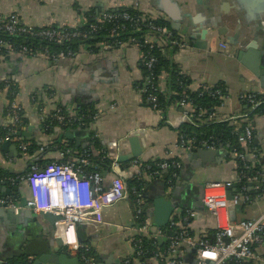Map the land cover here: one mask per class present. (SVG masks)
<instances>
[{
  "label": "crops",
  "instance_id": "obj_1",
  "mask_svg": "<svg viewBox=\"0 0 264 264\" xmlns=\"http://www.w3.org/2000/svg\"><path fill=\"white\" fill-rule=\"evenodd\" d=\"M168 1L0 0V18L13 13L17 14L20 22L26 26L77 28L84 23L83 14L108 9L134 8L155 21L164 22L174 39L185 42L181 49L171 53L170 59L180 69V74L189 79V91L198 92L201 89H210L223 84L227 91L225 108L217 110L215 114L223 118L228 115L247 114L248 106L240 103V96L262 88L237 57L238 52L245 49L253 40H257L260 52L264 53V8L253 10L252 13L243 11L240 13L233 0H171L174 6H170V16H168L161 11L169 7ZM221 28L226 30L225 35H219L217 32L207 34V37L210 34L214 36V40H211L215 41L214 50L207 45L204 49L195 47L196 41L199 40L198 35L203 29ZM181 30L194 39L180 38ZM219 43L225 44L227 49L220 48ZM139 60L140 52L132 44L108 52L99 50L97 53H92L82 50L75 58H67L58 63H51L45 57L31 58L19 53H12L7 58L0 59V89L3 87V90H0V170L5 173L0 181L26 175L30 164L15 143L8 142V146L3 148L4 143L7 142L3 140L6 127L11 123L6 89L11 83L18 89L16 102L21 108L24 119L21 136L25 142H34L38 146L33 157L35 160L38 158L45 161L60 160L59 151L64 141L78 153L87 152L100 157L99 151H103L106 159L111 163L109 168L102 170L105 185H108L114 176L120 177L126 184L128 179L139 173V165L142 163L175 159L177 160L175 166L181 167L184 174V176L177 175L176 179L180 185L167 187L164 190L161 177L146 179L142 206V212L146 214L145 220L151 227L150 220L154 216L155 200L177 199L181 204L186 192L195 188L199 192L198 194L190 192L192 197L189 206L178 209L185 217L186 211L194 214L193 217H187L186 223H183L189 233L196 240L207 239L210 232L215 230V222L202 202L201 190L214 181L232 179V165L229 161H225L229 156L226 153L228 147L220 146L215 149L227 154L221 163L194 160L193 164H196V168H193L191 166L193 151L187 154L181 153L178 140L181 126L184 123L194 122L184 115L183 109L178 104H173L165 113L151 109L139 89L142 77L138 67ZM166 84V78H163L164 92H167ZM78 104L96 113L97 117L89 125L88 130L45 129L43 117L52 113L56 106L75 107ZM253 129L254 144L264 145V117H256L253 120ZM79 131L81 133L78 137L80 139L78 147L76 138L67 140L62 136L67 132ZM96 143L98 149L94 148ZM41 147H44L43 151H40ZM134 150L139 151V154L129 160ZM136 161L139 164H136ZM255 177L248 178L243 184L241 188L243 194L239 195L247 196L248 201L229 212L230 221L256 219L264 212L262 187L256 180L252 181ZM232 181L236 185L241 184L237 175ZM6 183L11 187L8 181ZM26 193V187L23 185L21 196H26ZM123 203L125 205L120 206L119 209L120 203L104 209L102 225H78L74 232L75 242L94 253L96 264H125L126 259H131L129 264H166L163 252L175 235L174 230L169 229V221L173 213L169 216L167 225L156 230L166 242L161 246L158 245L151 253V257L135 258L133 240L136 238V233L133 228L138 227V223L134 218V212L133 218L128 216L126 223L121 220V211L129 214L132 212L128 196ZM224 217L226 218V214ZM49 230L48 223L42 221L41 225L30 224L27 229L12 233L0 218L2 264H19L18 261L33 264L41 253L52 252L48 243ZM169 232H173L174 235L169 237ZM74 246L65 245L63 242L61 244L64 253L78 257ZM258 248L261 249L264 258V232L262 243ZM10 256H12L11 260H9ZM180 261L181 264H192L193 251L186 249Z\"/></svg>",
  "mask_w": 264,
  "mask_h": 264
},
{
  "label": "built area",
  "instance_id": "obj_2",
  "mask_svg": "<svg viewBox=\"0 0 264 264\" xmlns=\"http://www.w3.org/2000/svg\"><path fill=\"white\" fill-rule=\"evenodd\" d=\"M102 21L112 23L111 33L116 34L118 31L126 30V25L117 23L119 21L128 23L134 30L140 32L142 29H146L147 33L143 36L144 45H148L149 48L161 49L168 43L178 49L184 46V41L176 40L169 31L167 26H162L156 23L152 18L137 17L124 13H104ZM85 22V21H84ZM99 22H101L99 20ZM39 28V29H36ZM90 31L82 32L79 29L74 28L73 31L64 27L51 28V27H31L23 25L17 14H10L6 17L0 18V33L9 37L14 36H26L31 39H41L47 41L49 44L62 45L72 39L89 40L92 33L97 32L95 25L89 26ZM212 35V34H210ZM208 36L206 45L211 50L215 49L214 36ZM212 40V41H211ZM130 43H136L134 39H131ZM213 44V45H212ZM123 45H121L122 47ZM218 46L224 50L227 46L223 43H219ZM99 50L108 52L111 50V46L108 43L102 42L97 44ZM5 48L7 52L5 54L0 53V59H5L12 53H19L22 56L31 58L45 57L51 63H58L67 58L73 57L70 51L66 53H58L54 55H47L44 50H37L29 48L24 45L10 44L5 40H0V52ZM88 46H83L82 50H88ZM89 51V50H88ZM140 59H144L145 67L148 69L149 74L144 77L140 84V92L142 95H146V101L151 109L162 113L158 108L157 93H165L163 90V78L165 74L162 73L159 79H155L154 68L157 63L156 58L143 56L140 53ZM185 76V75H183ZM186 77V76H185ZM13 84L6 86L7 89V105L9 110V116L11 123L6 127L3 140L7 142H13L17 145L20 153L29 162V169L26 175L5 178L11 187L16 185V179L19 180L20 186L26 187L27 207L35 214L49 213L52 216L59 217L60 219L55 222V236L60 239L65 245H75L74 250L78 252V258L82 264H96L94 258L87 256L89 252L88 248H83L75 242V228L78 225H102L104 224L103 212L104 209L112 207L117 203L127 199V187L125 182L117 176L112 177L108 185H105V179L102 175V171L97 165L91 163L90 155L87 152L78 153L73 148L69 147L67 142H63V147L60 149V160L52 161L45 164H39L36 162L34 154L29 152V144L24 141L20 130V123L22 119L21 108L16 102L18 92L12 91ZM211 89H203L209 91L212 96H216L221 102L215 112L211 114L209 120H217L218 123L229 122L238 131L237 142L240 145L247 146L250 152V145L254 139V129L251 124L245 125L241 128L240 123L248 120L247 114L231 115L229 117L220 118L215 113L217 110L225 108V102L227 95L223 96L220 90L211 92ZM188 91V89H187ZM183 98L178 102V106L184 111V115L191 121H200L202 111L198 112L196 116V107L191 103L188 98L186 90L182 92ZM240 103L251 107L254 110L258 106L264 104V89L246 93L240 96ZM90 112H80L73 106H56V108L48 116L43 117L51 118L53 121L65 126L77 125L79 128L85 126L83 119L88 117ZM96 114L92 117L93 122L96 119ZM92 122V123H93ZM46 130H50V126L45 125ZM178 148L183 154H187L197 149L215 150V146H210L207 143L201 144L200 147H195V141L193 139H187L184 135H179ZM220 147V146H219ZM218 147V148H219ZM54 148V147H53ZM44 147L40 148L43 151ZM226 153L232 158H237L243 163L245 169L250 168L249 163L256 156L244 154H238L234 149L227 148ZM100 160H103V151H99ZM69 156V159L67 157ZM67 159V160H65ZM139 164L138 161L135 162ZM176 165V162H173ZM140 166V171L136 175L137 178L144 180V186L136 192L133 189V193L137 194V210L135 212V218L142 213L143 206V191L146 183V179L160 178L162 177V171H166L169 164L164 161L157 163L158 170L147 172L149 169L147 166ZM143 167V168H142ZM92 171H89V169ZM264 169L256 173L254 180L262 187L261 195L264 196ZM239 181L244 178V172L237 174ZM231 184H223L212 182L207 184L203 189L202 202L207 210L212 215L215 222V240L213 243L207 239L196 240L187 230V227L183 225L186 223L187 217H193L194 214L190 211H186V217L183 212L178 208L174 210L169 221V229L174 230L175 235L171 238L167 249L163 252L165 256L166 264H181L180 257L186 249L193 251V263L192 264H227L233 261L235 264H264V258L253 251V245L259 246L262 243V235L264 232V212L256 219L252 220H239L230 221L229 212L241 203L247 202L248 197L239 194H230L228 188ZM220 190V192H217ZM16 200L11 196L0 197V206H6L7 208L16 207ZM226 214V218L224 217ZM151 224V223H150ZM150 228L147 220L138 227L133 228L136 233V238L133 240L134 256L135 258L141 257L142 251L137 249V245L140 242V237L151 236L157 241V234L151 235L148 230ZM162 234V232H161ZM131 259H126L125 264H129ZM8 264V263H5Z\"/></svg>",
  "mask_w": 264,
  "mask_h": 264
},
{
  "label": "trees",
  "instance_id": "obj_3",
  "mask_svg": "<svg viewBox=\"0 0 264 264\" xmlns=\"http://www.w3.org/2000/svg\"><path fill=\"white\" fill-rule=\"evenodd\" d=\"M128 13L130 15H135L137 17H146V18H151L138 10L134 8L130 9H124V8H119V9H108V10H103L101 12H89L86 14H83L84 17V23L80 26L77 27L76 29H79L82 32H89L90 28L89 26L95 25L98 29L96 33H92L89 37V40H82V39H72L69 42H66L62 45H55V44H49L45 40L41 39H31L26 36H14V37H9L7 35H4L0 33V40H5L10 44H15V45H24L29 48L33 49H39V50H44V53L47 55H54L58 53H66L70 51L73 55L71 58H75L78 56V54L82 51L83 46H88V50L92 53H97L99 52V49L97 44L105 42L108 43L111 46V50L120 48L121 45H131L130 41L131 39H134L136 43H133L135 47L139 50L143 56L147 57H154L157 60V63L154 68V74L156 76V80L159 79V76L164 73L165 78L167 81L166 88L167 92L165 93H157V99H158V108L161 110V112H167V110L173 105V104H178L180 100L183 98L182 92L186 90V93L188 94V98L190 99L191 103L196 107L195 110V115H198L199 111H202L204 114L202 115L200 121H193L194 123L188 124L184 123L181 128L179 129L180 134L184 135L187 139H193L195 141V147H200L201 144L207 143L210 146H215L218 148L219 146L223 147H228L229 149H234L238 154H244V155H249L250 157L252 155H255L256 158L252 159L251 162L249 163L250 168L245 169L243 167V163L237 159V158H232L231 156H227L225 161H229L232 165V170H231V175L232 179L235 178L237 174L240 172H244V178L241 179V184H238L234 186V182L231 180H224V181H214L217 183H223V184H231L230 187L228 188V192L230 194H243L241 192V188L243 187V184L248 180V178H253L256 176L257 172H260L262 169H264V145L257 146L254 144V140L251 143L250 147V152L247 146L240 145L237 142V136H238V131L234 126L231 125L229 122H221L218 123L217 120H209L208 117L215 112V109L218 108L220 104V100L216 96H212L209 91H204L200 90L198 92H191L188 89L189 85V79L182 74H180V69L177 67L176 64L172 62L170 59V55L172 52H176L178 48L169 45L168 43L170 40H167V44L164 45L161 49L159 48H149L148 45H144L143 43V36L145 33H147L146 29H142V31L138 32L134 30L131 26L128 25V23H124L119 21L117 24H124L126 25V30L124 31H118L116 34L111 33L112 30V23H107L102 21V16L104 13ZM99 20L101 22H99ZM157 24L162 25V26H167L164 22L162 21H156ZM168 27V26H167ZM51 28H58L56 26H52ZM69 31H73L74 28H68ZM39 29V28H36ZM110 50V51H111ZM7 52L5 48L1 50V54H5ZM68 58V59H71ZM144 59H140L138 63V67L141 71V81L144 77H146L149 74L148 69L145 67V62H143ZM140 81V84H141ZM14 87L11 88L12 91L18 92V89L16 88V85H13ZM140 88V87H139ZM188 89V91H187ZM0 90H3V87H1ZM215 90H220L223 96L227 95L226 88L223 84L218 85L217 87H213L211 89L212 91ZM8 94V93H7ZM143 99L146 101V95H142ZM148 104V102L146 101ZM149 105V104H148ZM62 106V105H61ZM76 109L80 112H90L88 117L83 119V122L85 123V126L82 127V129L88 130L89 125L93 122L92 117L94 116L95 111L92 109H86L82 105H75ZM251 107H248V120L246 122H241V128H243L247 124H251L253 127V120L256 117H264V104L258 106L252 111ZM231 115H228V117ZM227 117V116H226ZM255 117V118H254ZM223 118V117H220ZM20 123V130L19 133L21 134V127L24 124V119L22 118ZM44 125L50 126V131L51 130H56V129H61V130H69V129H76L79 128L77 125L74 126H68V125H61L57 123L56 121H53L51 118H46L44 120ZM29 144V152L34 154L38 146L34 144V142H27ZM72 146V145H71ZM94 148H99V146L94 145ZM103 160H100V157H96L94 154L90 155V161L91 163L95 164L100 168V171H102L105 168H109L111 163L108 161L105 157V154L103 153ZM168 164L169 167L167 168L166 172L163 173L162 171V180L166 184V189L167 187L171 186H177L180 185V182H178L177 175L184 176L182 172L181 167H176L173 165V162H177L175 159H168L165 160ZM36 162L39 164H45L49 163L52 161H45L42 159H36ZM164 162L162 160H157V161H148L146 163H142V166L145 167L147 166L149 169H147V172H152L154 170H158L157 168V163ZM142 167V168H143ZM89 171H92L90 168ZM233 173V174H232ZM4 172L0 170V179L3 178ZM176 176V177H175ZM14 178V177H13ZM144 180L142 178H137L136 176H133L132 178L128 179L126 181V187H127V195H128V200L131 203L132 210L135 212L137 210V194L133 193V189H135L136 192H139L143 186H144ZM190 192H194L195 194H198L199 190L198 189H193L189 190ZM203 190H201L202 192ZM190 192H186L185 197L181 201L180 207L179 208H187L190 204V199L192 197V194ZM20 197L19 192H13L12 193V198L16 201H18ZM146 218L145 213L139 214L137 216V225L141 226ZM215 233L216 230H213L210 232L209 237L207 240L211 243L214 242L215 240ZM79 241V240H78ZM158 247L157 241L151 237V236H142L140 237V242L137 245V249L139 251H142V255L139 258H148L151 257V253L155 250V248ZM162 248L164 249L165 246L163 245ZM253 251L259 255L262 253L260 252L261 249L258 248V246L253 245ZM87 256L90 258H94V253L89 250L87 253ZM263 256V255H261ZM19 264H26L25 261H18ZM227 264H235L233 261L228 262ZM242 264V263H240ZM245 264H253V263H245Z\"/></svg>",
  "mask_w": 264,
  "mask_h": 264
},
{
  "label": "water",
  "instance_id": "obj_4",
  "mask_svg": "<svg viewBox=\"0 0 264 264\" xmlns=\"http://www.w3.org/2000/svg\"><path fill=\"white\" fill-rule=\"evenodd\" d=\"M168 1L169 7L162 9L161 11L166 13L168 16H170L169 10L172 6H174L173 3ZM233 2L236 4V8L239 10V12H247L252 13L253 10H263L264 8V0H233ZM171 6V7H170ZM240 12V13H241ZM209 32H217L219 35H225L226 30L221 29H203L201 33L198 35L199 40L196 41L195 47L198 49H204L206 47V41H207V34ZM184 34V35H183ZM180 38H183L185 40L194 39L192 36L186 35V33H183V30L180 31ZM232 42V41H231ZM231 45H235L234 43H231ZM260 46L257 43V40H253L249 42V44L243 49L242 51L238 52V61L241 63L242 66H244L251 75L258 80L260 88L264 89V53L260 52ZM80 131L76 133H64V136L67 140H71L73 138H76V145L77 147L80 144V139L78 138L80 135ZM61 136V138H62ZM257 143V140L255 141ZM8 146V142H5L3 145V148ZM83 148L84 145H81ZM222 148V147H221ZM192 155V163L191 166L193 168H196V164H193L195 161H203L208 163H221L222 160L226 157V153L221 150H204V149H197L193 151ZM139 154V151L134 150L133 154L129 156V160H132L133 158L137 157ZM124 160V159H123ZM164 171L163 173H165ZM161 183L163 184L164 190L166 189V184L162 180V177L160 179ZM16 185L14 187H8L6 181H0V197H7L11 196L12 193L19 192L20 197L18 201H15L17 209L14 208H7L6 206H0V218L3 220L4 224L7 225L8 229L12 233L15 231H23L28 228L30 224L33 225H41V222H47L49 225V247L52 248V252H43L40 255L36 257L33 264H82L78 257H72L71 255H68L63 252V248L61 247L62 241L55 237V222L58 221L60 218L52 216L49 213L44 214H35L33 213L28 207H27V198L26 196H21V186L19 183V180L16 179L15 181ZM236 186V184H234ZM175 196H178V192H175ZM154 216L151 218V224L152 226L149 229V233L155 234L156 230L159 227H165L167 225V221L169 216L174 212L175 209L180 207V204L178 203L177 199H173L171 201H165L164 198L157 199L154 201ZM146 208V207H145ZM169 237H172L174 235L173 232L168 233ZM166 240L157 237V243L159 246H161L163 243H165ZM12 259V256L9 257V260ZM98 260V259H97ZM0 264H2V261H0Z\"/></svg>",
  "mask_w": 264,
  "mask_h": 264
},
{
  "label": "rangeland",
  "instance_id": "obj_5",
  "mask_svg": "<svg viewBox=\"0 0 264 264\" xmlns=\"http://www.w3.org/2000/svg\"><path fill=\"white\" fill-rule=\"evenodd\" d=\"M124 201V200H123ZM123 201L122 202H119V203H117L116 205H118V209L120 208V206H123V205H125V203H123ZM115 206V205H114ZM114 206H112V207H114ZM131 214H129L128 212H126V211H121V220L124 222V223H126L127 222V219H128V216H129V218H133V210H132V212H130ZM134 218H135V216H134ZM123 224V223H122Z\"/></svg>",
  "mask_w": 264,
  "mask_h": 264
}]
</instances>
